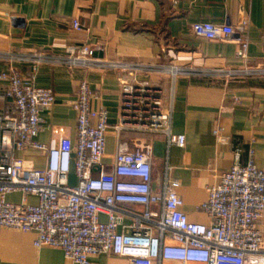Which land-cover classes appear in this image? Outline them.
Instances as JSON below:
<instances>
[{"label": "crops", "instance_id": "1", "mask_svg": "<svg viewBox=\"0 0 264 264\" xmlns=\"http://www.w3.org/2000/svg\"><path fill=\"white\" fill-rule=\"evenodd\" d=\"M74 20L81 24L80 31L74 29ZM200 22L235 27L247 22L246 57L240 56L241 47L234 40L197 36L192 26ZM85 45L97 48L95 58L105 62L187 72L176 77L157 72L138 76L163 89L172 109L171 132L186 137L184 147L168 146L161 134L119 136L110 130L103 163L106 167L114 163L120 143L149 142L154 191H162L166 174L177 179L182 212L191 223L211 225L200 206L208 198L207 189L219 184L234 165L236 149L241 150L242 165L253 152L256 166L264 169V0H0V73L16 68L34 86L54 91L55 103L41 114L43 129L36 138L50 147H57L63 136L76 140L72 106L83 81L93 93V109L104 107L109 125L118 123L122 82L130 77L121 70L69 64L67 60ZM6 104L0 103V112ZM216 129L230 139L229 144L217 142ZM15 156L34 169L46 167V158L38 151H16ZM70 182H77L73 172ZM7 201L20 204L24 197L11 193ZM26 201L38 203L34 196ZM145 211L141 205H118V232L132 233ZM99 220L106 223L108 216L101 213ZM35 237L0 228V264H74L60 249L34 247ZM90 264L129 261L102 254L92 257Z\"/></svg>", "mask_w": 264, "mask_h": 264}, {"label": "built area", "instance_id": "2", "mask_svg": "<svg viewBox=\"0 0 264 264\" xmlns=\"http://www.w3.org/2000/svg\"><path fill=\"white\" fill-rule=\"evenodd\" d=\"M73 27L82 29L77 20ZM246 27L247 22L236 27L200 22L192 30L211 41L234 40L245 58ZM96 50L85 45L67 62L129 75L122 82L118 123L109 125L104 107L93 109V93L83 81L72 106L76 140L63 136L57 147L36 140L43 129L41 114L55 103L54 91L34 86L16 68L0 73V88L6 85L0 91V103L12 100L0 112V228L35 234L34 247L60 249L74 264H90L92 257L102 254L126 258L129 264H264V169L256 166L253 152L242 165L237 148L234 165L222 174L219 184L207 189L208 198L200 208L211 225L191 223L182 212L177 179L166 174L162 191H154L149 142L120 143L114 163L105 166L110 130L119 136L161 134L167 137L168 146L184 147L186 137L171 132L172 109L163 89L138 76L157 72L176 77L187 72L177 67L105 62L95 58ZM221 132L216 129L214 133L217 142L229 144ZM26 150L41 153L46 158L45 169H34L15 156L16 151ZM72 172L75 185L70 182ZM11 193H21L24 201L8 202ZM28 196L36 197L38 203H27ZM118 205L146 207L130 234L118 232ZM155 206L160 210L151 212L149 207ZM101 213L108 216L106 223L100 222Z\"/></svg>", "mask_w": 264, "mask_h": 264}]
</instances>
